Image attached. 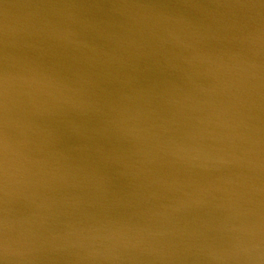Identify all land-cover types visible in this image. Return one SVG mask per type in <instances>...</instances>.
<instances>
[{
  "label": "water",
  "instance_id": "obj_1",
  "mask_svg": "<svg viewBox=\"0 0 264 264\" xmlns=\"http://www.w3.org/2000/svg\"><path fill=\"white\" fill-rule=\"evenodd\" d=\"M7 6L0 264H264V0Z\"/></svg>",
  "mask_w": 264,
  "mask_h": 264
},
{
  "label": "bare ground",
  "instance_id": "obj_2",
  "mask_svg": "<svg viewBox=\"0 0 264 264\" xmlns=\"http://www.w3.org/2000/svg\"><path fill=\"white\" fill-rule=\"evenodd\" d=\"M17 7H18V5H17ZM1 10H2V12H4V14H3L4 17L9 16L8 14H10V15H15V14H17L18 16L21 15V10L18 11V10L16 9V7L14 8V7H12V6H7V7L4 8V9H2V8L0 7V11H1ZM1 18H2V16H1ZM32 20H34V18H33ZM47 23H49V20L47 21ZM49 24H50V23H49ZM16 80H19V76L16 77ZM20 85H21V84H20ZM20 85H17V84H16V86H17L18 88H19V87H24V88H25L24 85H23V86H20ZM38 87H39V86H38ZM38 87H37V89H38ZM22 94H23V92H21V90L18 91V89H17V91H16L15 93H11V92L7 93V95L10 96L11 100L14 101V102H20ZM263 177H264V174L260 177V180H261Z\"/></svg>",
  "mask_w": 264,
  "mask_h": 264
}]
</instances>
